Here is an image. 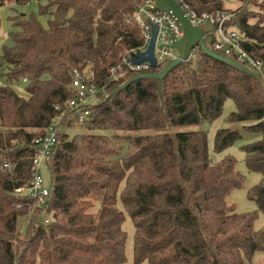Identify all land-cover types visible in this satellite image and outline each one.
Wrapping results in <instances>:
<instances>
[{
	"label": "trees",
	"instance_id": "trees-1",
	"mask_svg": "<svg viewBox=\"0 0 264 264\" xmlns=\"http://www.w3.org/2000/svg\"><path fill=\"white\" fill-rule=\"evenodd\" d=\"M31 1L0 0V8ZM35 1L48 26L35 14L10 16L12 45L0 56L9 82L0 86V264H124L126 214L135 229V264H252L264 254V228L255 227L264 215V81L199 49L191 76L186 63L169 73L163 102L148 79L107 99L134 75L123 69L114 80L111 71L143 46L134 19L143 0ZM178 1L198 14L227 10L223 0ZM231 12L228 27L264 61V0ZM75 72L103 89L87 107L88 130L119 134L71 139L61 132L47 164L50 194L37 209L16 190L33 177L34 139L74 96ZM21 80L26 96L13 85ZM229 99L236 105L229 122L261 135L242 147L247 170L262 176L248 189L253 213H239L228 201L246 182L236 159L215 161L204 131H176L215 121ZM72 127L63 123V130ZM242 138L238 129H221L214 152Z\"/></svg>",
	"mask_w": 264,
	"mask_h": 264
},
{
	"label": "built area",
	"instance_id": "built-area-1",
	"mask_svg": "<svg viewBox=\"0 0 264 264\" xmlns=\"http://www.w3.org/2000/svg\"><path fill=\"white\" fill-rule=\"evenodd\" d=\"M180 4L195 27L214 28L215 41L212 49L216 53L238 60L253 72L260 74L261 79L264 81V61L251 56L242 46V43L246 39L237 30L227 25V22L234 16L231 11L225 10L218 11L215 14H198L192 11L189 5ZM134 19L139 25L144 43L138 51L133 50L129 52V55L123 60L121 66L112 69L111 73L114 80L119 78L118 72L123 71V69L134 75L156 72L159 67L163 69L168 62L178 57V53L170 49L168 45L171 43V36L175 40H180L184 32L170 11L159 9L156 5V0H143L134 14ZM155 27H158L159 30L155 45L157 68H153L149 63L135 65L132 62V58L147 50ZM198 53V47L192 49L186 63L196 65ZM72 86L74 90L73 98L64 107H56L58 115L53 119L45 132L37 136L33 141L35 156L31 181L27 186L16 190L17 193L24 194L34 200L35 208L37 209L45 207L50 194V188L45 185L40 171L42 168L47 167L50 156L57 145L59 134L63 130V123L66 120H70L74 127L88 126L91 119V112L87 108L90 105L89 102L103 91V89L92 84L86 76L79 72H75ZM44 165L46 166L44 167ZM44 223L48 224L49 219H44Z\"/></svg>",
	"mask_w": 264,
	"mask_h": 264
},
{
	"label": "rangeland",
	"instance_id": "rangeland-1",
	"mask_svg": "<svg viewBox=\"0 0 264 264\" xmlns=\"http://www.w3.org/2000/svg\"><path fill=\"white\" fill-rule=\"evenodd\" d=\"M48 0H42L41 4H46ZM224 4L226 5L228 11H237L238 9L246 8L248 0H242V3L238 0H223ZM261 2V1H260ZM39 3L35 0H32L30 3H25L22 5H16V4H8L6 6H3L0 8V56L2 54V49L4 46H11L12 40L10 38V32L13 30L12 23L9 20L10 16H14L16 14L18 15H30L35 14L42 25L44 27L48 26V17L39 15ZM248 8L253 9L252 5ZM186 69L185 72L189 74V76L192 75L196 65L186 63ZM4 71L0 66V86L8 85L9 82L6 79V77L3 75ZM16 88L18 94L20 95H26V83L21 80L18 83L13 84ZM97 99L91 100L90 104L97 103ZM236 111V105L235 102L231 99L227 100L224 106L223 113L220 117H218L213 122H205L199 126L194 127H181L178 128L176 131H204L208 135L209 140V148L211 157L215 161H220L227 155L233 156L237 161V170L240 174L246 177L245 186L242 189H236L234 190L229 198L228 201L230 203L235 204L237 212L239 213H253L257 211V205L251 201L248 197V189L251 187H254L258 184H260L262 180V176L258 173H250L247 170L246 164H245V153L242 150V147L245 144L253 143L259 139H261L260 134H253L249 133L243 130L242 124H236V123H230L229 117L232 112ZM221 129H238L242 133L243 138L241 140H238L235 142L232 146H230L228 149L224 150L221 153H215L214 147H215V140H216V134ZM62 132L68 134L70 138L72 139L76 135H82V134H103L108 137H112L116 134H119L114 131H106V132H97V131H89L87 126H75L67 130H62ZM152 132H142L140 134H147ZM127 149L123 152L126 153ZM46 165H44L45 167ZM40 175L44 179L45 185L47 187H50L52 184V175L51 171L48 167L42 168L40 171ZM43 218V216H42ZM255 227L258 228H264V215L260 214L258 220L255 223ZM123 229L126 232L127 240H126V262L124 264H135L134 263V256H133V245H134V237H135V229L132 223V220L128 214H126V218L123 224ZM252 264H264V254L258 253Z\"/></svg>",
	"mask_w": 264,
	"mask_h": 264
},
{
	"label": "water",
	"instance_id": "water-1",
	"mask_svg": "<svg viewBox=\"0 0 264 264\" xmlns=\"http://www.w3.org/2000/svg\"><path fill=\"white\" fill-rule=\"evenodd\" d=\"M156 5L159 9H165L170 11L175 20L180 24L183 29L184 35L180 40H175L171 36V43L168 45L170 49L175 50L178 53V57L168 62L161 71L151 73H139L133 75L123 85L119 86L116 91L110 94L107 99H110L122 92L136 81L148 79L155 80L158 86V95L163 102V86L165 80L170 72L174 69L186 63L189 55L195 47H198L203 55L209 56L220 62H223L232 68L248 74L258 80L261 79L260 74L253 72L243 63L236 59L225 57L216 53L211 46L215 41L214 28L213 27H195L188 18L186 11L178 0H156ZM158 27L154 28V33L150 44L146 51L141 52L136 57L132 58V62L135 65H141L143 63H149L153 68H157V59L155 57V45L158 36Z\"/></svg>",
	"mask_w": 264,
	"mask_h": 264
},
{
	"label": "crops",
	"instance_id": "crops-1",
	"mask_svg": "<svg viewBox=\"0 0 264 264\" xmlns=\"http://www.w3.org/2000/svg\"><path fill=\"white\" fill-rule=\"evenodd\" d=\"M227 9H229V8H227ZM15 88V87H14ZM15 90H16V88H15ZM17 91V90H16ZM21 96H26V95H21Z\"/></svg>",
	"mask_w": 264,
	"mask_h": 264
}]
</instances>
